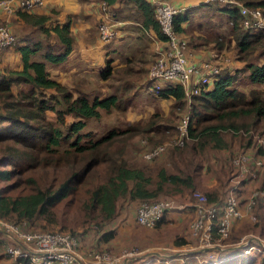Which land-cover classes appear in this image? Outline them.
Wrapping results in <instances>:
<instances>
[{"label":"trees","instance_id":"obj_1","mask_svg":"<svg viewBox=\"0 0 264 264\" xmlns=\"http://www.w3.org/2000/svg\"><path fill=\"white\" fill-rule=\"evenodd\" d=\"M102 1L107 6L113 4V0ZM130 1L142 15V26L151 29L158 40L165 42L166 37L154 18V5L146 0ZM237 1L249 8H259L264 15V0ZM216 7L231 26L238 58L244 64L233 73L220 71L210 85L194 97L189 109L188 133L195 153L228 148L231 138L264 129V92L257 88L264 85V61L249 60V55L255 51H258L257 57H264V32L244 30L237 7ZM194 11L195 8H190L174 15L173 29L177 35L185 33L184 24ZM27 12L17 10L26 23L39 28V34L48 44L36 41L18 46L14 35L16 43L13 46L20 55L21 66L18 70L0 74V219L19 224L24 229V226H33L43 220L42 228H47L56 226L55 211L63 206L83 211L101 227L117 214L120 198L151 201L165 184L178 190L181 187L193 190L195 184L189 174L169 172L160 166L152 176L144 165L123 156L125 144L121 145L117 137L124 134L131 137L140 129L149 132L153 123L124 130L112 127L101 136H94L90 129H85L88 119H99L101 111L123 110L130 101L122 100L116 94L102 98L94 96L91 100L89 94L81 90H76L73 96L65 86L52 79L47 64L63 67L74 47L70 23L46 27V17H33ZM99 74L102 80H107L112 74L110 64ZM239 74H243L254 88L247 91L239 88ZM47 91L51 93L47 94ZM154 93L160 99L172 98L174 110L186 109L180 85L165 83ZM47 111L55 113V122L46 118ZM66 115L72 119L66 121ZM250 143L246 140V146ZM261 187L264 188V172ZM206 194L213 202L216 192ZM256 208L264 207L258 204L254 210ZM164 218L165 215L155 226ZM99 234L98 244L102 243V246H95L96 249L106 248L104 243L114 237L115 230L101 229ZM0 235L3 254L8 238L1 230ZM202 252L209 256L207 260L214 261L212 264H234L235 257L244 258L238 264H252L256 259L253 255L243 254L241 247L219 251L226 254V258L213 257V249ZM198 254L200 252L182 253L178 257L182 264H189ZM177 263L179 261L174 262Z\"/></svg>","mask_w":264,"mask_h":264},{"label":"rangeland","instance_id":"obj_2","mask_svg":"<svg viewBox=\"0 0 264 264\" xmlns=\"http://www.w3.org/2000/svg\"><path fill=\"white\" fill-rule=\"evenodd\" d=\"M211 11H215L216 18L209 15V12ZM200 13H197V15L194 13L189 19V24L185 31V34L188 35L189 39H185L181 35V38L187 45V47H185L187 56L191 58L190 56L196 57L197 54V57H199V65L202 63H208L216 65L222 73H233L235 68L242 67L244 63L238 58L234 34L230 30L231 26H228L225 22L222 17V12L217 9L216 5L203 8V11L200 10ZM30 32L31 31L27 29V33ZM30 35L32 36H30L28 45L36 41H40L43 45L48 44L47 39L39 34V28L37 29V26L35 33L32 31ZM194 38H196V47L192 46L193 44L191 40ZM13 47L11 48L13 49ZM8 49H5L0 55V74L5 73V71L9 72L15 68L12 58H10V62L5 61L4 57L7 52L6 50ZM9 52L13 54L12 51ZM111 52L112 51L109 52V55ZM118 52L122 53L117 49L113 54ZM257 52L258 51H255L251 56L249 55V60L261 63L264 61V57H257ZM135 54L136 51H132V55L134 56ZM115 58H118L121 62L123 61L121 55H119V57L115 56ZM134 58L135 56L132 57V60ZM112 59L113 56H108L105 58L103 65L98 69L90 70L91 73L87 70L85 71V74L81 73L79 75L81 76L79 82H76L71 78L72 75L68 74L69 71L67 73L64 72L66 71V69L64 70L65 64H68V62H65L63 67L59 66L60 68H58L65 73L63 76L65 77L66 82L62 85L65 86L73 96H75L76 90H81L87 92L91 100L94 96L102 98L111 94H116L122 100L130 101L129 106L123 110L113 109L110 113H104L101 111L99 119H88L85 129H90L94 136H101L112 127L124 130L130 126L143 127L148 122L153 123L149 132L145 133L140 129L131 137L128 134L119 135L117 137V141L121 145L125 144L123 156L131 162H137L144 165L151 171L152 176H155L156 171L160 166H163L169 172L183 175L189 174L193 178L195 187L193 190L182 187L181 190H178L175 189L174 186L165 184L159 195L151 200L166 198L174 200L176 203H183L188 200L192 201L194 199L193 191H197L204 194L209 202L212 201L209 200L206 193L216 192V197L213 201H218L224 195L229 183V178L234 172L232 159L241 152H246L253 158L259 157L263 160V167L260 170H255L254 173L256 175L254 177L248 175V178L241 181L243 186L247 180L251 179V181H253V186L248 194L254 189L262 188L261 180L264 172V129L262 128L258 131L251 130L249 135H245L246 137L241 135L240 137L235 136L231 138L228 148L222 150H205L200 153H195L191 148L194 143L188 139L180 148L169 146L163 153L155 158L150 160L144 159L141 155L142 151L159 143H168L176 136L177 124L183 110H174L171 107V104L173 103L171 99H160L156 96V93L150 90L151 83L147 79L146 72L140 74L141 80L137 81L133 78L129 82L127 79L128 74L123 72L122 68L115 67L112 68L111 76L107 80H102L99 73L108 63L111 66V61L109 60ZM154 59L155 57L152 62ZM47 65L48 72L51 75L54 72L51 69L54 67H50L52 65L49 64ZM74 78L77 79L76 77ZM125 84H127V87ZM238 85L239 88L245 91L254 88L248 83L243 74L238 75ZM13 88L16 89L15 86ZM257 88L264 92V85L258 86ZM50 93L51 91H47V94ZM53 94L56 95L55 92H53ZM46 118L54 122L56 121V115L51 111L46 112ZM71 119L70 115H66V121H70ZM150 138L152 141H150ZM246 140L251 142L250 144H247V146ZM259 149H261V152H259ZM201 183L207 184L205 189L202 188ZM1 185L2 183H0V186ZM141 202L143 201L120 198L117 203V214L108 224L101 227H98L96 221L90 220L83 211L72 210L63 206L57 207V210L55 211V217L57 220L56 226L42 228L45 225V222L42 220L39 221L38 224L35 222L33 226L24 227L29 231L58 230L61 228L64 231L77 234L83 250L96 249L97 246H102V243L98 244V242H100L98 236L100 235L99 233L101 229L108 230L111 228L116 229L117 227L127 228L128 225L131 227L139 226L135 219L134 221L127 223L124 221L123 217H131L134 214L136 207ZM254 217L255 220L247 219L242 222L238 221L233 228L231 227L228 237L225 239L218 238L214 247L211 248L214 250V255L212 256L226 258V254L219 253V251L229 250V247L237 245V243L243 238L255 235L264 239V208H256L254 210ZM261 230H263V233H261ZM168 232V235L170 236L171 231ZM119 234L120 240L125 238V235H121V233ZM190 242L194 244V246H197V248H200L198 239L191 238ZM178 243L181 242L178 241ZM112 247L113 246H106V249L116 252ZM162 250L172 249L165 248ZM199 252L200 254L193 257V260H202L209 257L205 252ZM1 253L2 249H0V264H13V260L9 258V256ZM253 257L256 259L253 260L252 264H264V258L259 256ZM243 259L244 258L242 257H235L232 262L238 264L243 261ZM209 262H211L210 259Z\"/></svg>","mask_w":264,"mask_h":264},{"label":"built area","instance_id":"obj_3","mask_svg":"<svg viewBox=\"0 0 264 264\" xmlns=\"http://www.w3.org/2000/svg\"><path fill=\"white\" fill-rule=\"evenodd\" d=\"M42 2L43 0H0V55L16 43L14 35L1 16L7 17L19 9L29 11L40 6ZM205 2L237 7L241 17L240 25L244 30L264 32V15L259 8H249L237 0H205ZM152 4L154 5V18L166 37V41L165 48L157 52L147 71V79L151 83L150 90L157 92L165 83L180 85L184 92L186 109L179 117L176 136L168 143H159L142 151L141 155L146 160L163 153L169 146L182 147L184 145L189 139V109L193 99L205 90L220 72L216 65L208 63L199 65L187 56L186 42L173 29V17L180 10L165 1H153ZM107 7V4L102 1L101 9L106 15ZM97 30L99 39L104 43L111 41L116 33L109 16L102 19ZM232 164L234 172L229 178L224 195L218 201L209 202L204 194L197 191H193L192 201L188 200L183 203H176L166 198L143 201L135 210L136 223L152 228L168 211L182 209L190 203L195 216L189 222V234L199 240V247H214L218 238L228 237L234 220L242 219L244 216L248 220H255L256 205L264 207V188L252 190L242 204L239 197L240 187L243 186L241 181L248 178V175L254 177L255 170L263 167V160L241 152L233 157ZM214 225H216L215 229H213ZM0 230L8 238L3 246V253L13 260V264H126L127 262L132 264L131 260L142 254L135 248H125L120 252H113L106 248L83 250L77 234L68 231H29L19 224L1 219ZM241 242L244 243L241 246L243 254L264 258L263 238L253 235L241 239L237 244ZM161 251L165 255L155 256L152 260L143 261V263L174 264L169 259L171 252ZM212 263L214 261L196 259L189 264ZM177 264H182V262Z\"/></svg>","mask_w":264,"mask_h":264},{"label":"crops","instance_id":"obj_4","mask_svg":"<svg viewBox=\"0 0 264 264\" xmlns=\"http://www.w3.org/2000/svg\"><path fill=\"white\" fill-rule=\"evenodd\" d=\"M101 1L102 0H43L40 6L29 10L27 14L33 17H46L47 20L44 23L46 27L49 25L64 24L66 22L70 23V31L73 37L74 47L65 61L68 62V64H65L64 70L66 69V71L64 72L67 73L69 71L68 74L72 75L71 78L76 82L80 81L79 79H81V76L79 75L81 73L85 74L86 70L91 73L90 70H96L102 66L105 58L108 56H113V59L109 60L111 61V68H122V71L128 74L127 79L129 82L133 78L139 81L141 80V73L144 74L146 72L147 74L148 67L152 63L156 53L165 48V42L158 40L151 29L142 26V15L136 5L130 0H113V4L107 7V15L101 9ZM146 1L151 4L153 1H165L171 3L180 10L179 13L190 8H195L194 13L196 15L197 13H200V10L203 11V8L216 5L206 3L205 0ZM209 15L216 18L215 11L209 12ZM106 16H109V19L113 22L114 31L116 32L115 36L108 43H104L99 39L97 30L98 24ZM222 17L226 22V16L222 14ZM1 18L4 19V23L8 25L12 34L15 35L18 46L28 44L30 36H32L30 33L32 31L35 33L36 26L31 25V23H26L17 14V11L13 12V16L9 15L6 17L2 15ZM188 24L189 20L184 24L185 30ZM27 29L31 32L27 33ZM181 35L185 39H189L188 35L185 33ZM195 40L196 38L191 40L193 44L192 46H194ZM117 49L122 53L118 52L113 54ZM134 50L136 51V54L134 55L135 58L132 60V57H134L132 51ZM6 51L4 57L5 61L10 62V58H12L15 65L13 70H18L21 66L19 53L15 50V47ZM9 51H12L13 54ZM110 51L112 52L109 55ZM117 54L121 55L123 58L122 62L118 58H115V56L119 57ZM190 57L192 58H190L191 61L198 64L199 57H197V54L196 57ZM50 67L55 68L51 69L54 71L50 75L51 78L59 82L61 85L64 84L66 82V79L63 76L65 73L58 69L60 68L59 66ZM125 86L127 87V84H125ZM169 99L173 101L172 98ZM201 186L205 189L207 184L201 183ZM252 186L253 181L250 179L246 181L244 186L240 187L239 197L241 204L247 198L248 192ZM194 216L195 213L193 207L188 203V206L182 209L168 211L165 214V218L157 226L152 228L140 226L139 224V226L136 227H131L130 225H128L127 228L117 227L114 229V237L104 243V245L107 247L113 246L112 248L116 252H120L125 248H135L138 251H141L142 254L134 260H131L132 264H142L143 261L146 262L152 260L155 257L154 255L147 254L145 257L142 255L153 251H161L165 248L172 249L168 250L174 255H170L169 258L172 262H180L182 259L178 257V255L181 253H192L197 249V246H194V244L190 242V239L193 237L189 234L188 230L189 222ZM123 218L124 221L130 223L135 219V212L131 217L124 216ZM245 220H247L245 216L242 219L234 220L232 228L238 221L242 222ZM168 231H171L170 236L168 235ZM118 232L121 233V235H125V238L120 240V234ZM178 241L181 243H178Z\"/></svg>","mask_w":264,"mask_h":264},{"label":"water","instance_id":"obj_5","mask_svg":"<svg viewBox=\"0 0 264 264\" xmlns=\"http://www.w3.org/2000/svg\"><path fill=\"white\" fill-rule=\"evenodd\" d=\"M243 245H244V243L241 242V243H239V244H237V245H235V246H233V247H229L228 249H235V248L241 247V246H243ZM211 248H213V247H200V248H197V249L195 250V252H199V251H203V250H208V249H211ZM147 254H149V255H154V256L165 255L162 251H153V252H150V253L143 254L142 256L145 257V256H147ZM172 254H173V253H171V255H172ZM172 256H174V255H172Z\"/></svg>","mask_w":264,"mask_h":264}]
</instances>
